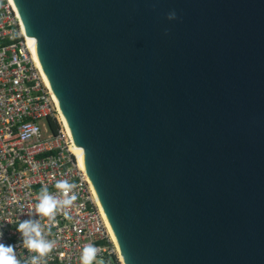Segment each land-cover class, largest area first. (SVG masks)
I'll use <instances>...</instances> for the list:
<instances>
[{"label":"water","instance_id":"obj_1","mask_svg":"<svg viewBox=\"0 0 264 264\" xmlns=\"http://www.w3.org/2000/svg\"><path fill=\"white\" fill-rule=\"evenodd\" d=\"M12 2L126 263L264 264V0Z\"/></svg>","mask_w":264,"mask_h":264},{"label":"built area","instance_id":"obj_2","mask_svg":"<svg viewBox=\"0 0 264 264\" xmlns=\"http://www.w3.org/2000/svg\"><path fill=\"white\" fill-rule=\"evenodd\" d=\"M28 38L12 0H0V242L13 245L21 261L34 255L22 247L18 224L29 214L41 219L35 216L41 188L58 194L56 181L67 179L77 185L78 198L67 216L57 215L50 231L47 218L41 219L46 238L56 242L42 264H81L88 244L97 249L93 264L111 257L120 261L112 229L58 121L57 102Z\"/></svg>","mask_w":264,"mask_h":264},{"label":"clouds","instance_id":"obj_3","mask_svg":"<svg viewBox=\"0 0 264 264\" xmlns=\"http://www.w3.org/2000/svg\"><path fill=\"white\" fill-rule=\"evenodd\" d=\"M167 19L175 20L176 14L169 13ZM54 186L58 194H51L47 187H43L35 204V216L41 219L47 218L49 231L57 215L63 212L67 216L68 210L73 207L78 198L75 183L61 179L57 180ZM32 216L34 215L29 214V219L19 222L17 232L20 234L22 247L34 255H29L21 261L13 245L0 242V264H42V261L53 251L56 242L46 238L45 225L41 223V219H33ZM2 237L3 233H0V240ZM96 256V247L92 244L85 245L82 250L81 264H93Z\"/></svg>","mask_w":264,"mask_h":264},{"label":"bare ground","instance_id":"obj_4","mask_svg":"<svg viewBox=\"0 0 264 264\" xmlns=\"http://www.w3.org/2000/svg\"><path fill=\"white\" fill-rule=\"evenodd\" d=\"M28 40H29V42H32V41H33L31 37H29ZM37 63H38V65H39V67H41L40 64H39V62H38V60H37ZM44 76H45V75H44ZM45 79H46V76H45ZM46 81H47V80H46ZM47 85H48V84H47ZM58 113H59V114H58V121H59V123H61V125L63 126L62 128L64 129L65 133L71 138V140H72V142H73L72 150H73V152L75 153V155H76L77 158H78V163H79L80 167L84 169V165H83L82 157H81V155H80V153H79V150H78L77 146L75 145V143H74V141H73V139H72V136H71V134H70V132H69V129H68L67 125H66V122H65V120H64V118H63L61 112L58 111ZM112 235H113V240H114V243H115L116 248H117V251H118V255H119L121 261L123 262L122 264H127L126 261L123 259V256H122V253H121V250H120V248H119V246H118V243H117V241H116V238H115L114 234H112Z\"/></svg>","mask_w":264,"mask_h":264},{"label":"rangeland","instance_id":"obj_5","mask_svg":"<svg viewBox=\"0 0 264 264\" xmlns=\"http://www.w3.org/2000/svg\"><path fill=\"white\" fill-rule=\"evenodd\" d=\"M63 127V126H62ZM119 256V255H118ZM119 259H120V257H119ZM101 262V261H100ZM123 262L121 261V259H120V261L115 257V258H110V259H108V261H102V264H122Z\"/></svg>","mask_w":264,"mask_h":264},{"label":"trees","instance_id":"obj_6","mask_svg":"<svg viewBox=\"0 0 264 264\" xmlns=\"http://www.w3.org/2000/svg\"><path fill=\"white\" fill-rule=\"evenodd\" d=\"M49 123H50L51 127L53 128V131L55 132V125L51 121H49Z\"/></svg>","mask_w":264,"mask_h":264}]
</instances>
